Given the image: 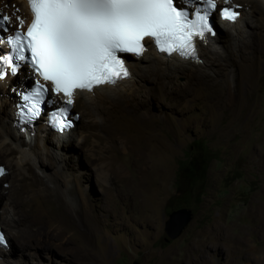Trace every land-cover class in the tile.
Returning <instances> with one entry per match:
<instances>
[{
    "label": "rangeland",
    "instance_id": "374dc122",
    "mask_svg": "<svg viewBox=\"0 0 264 264\" xmlns=\"http://www.w3.org/2000/svg\"><path fill=\"white\" fill-rule=\"evenodd\" d=\"M252 20L264 25L258 14ZM253 30L252 38L264 34L262 28ZM221 41L234 52H225L221 43L213 52L219 66L204 56L199 67L184 65L161 82L148 74L147 85L138 84L137 97L117 103L109 119L99 121L103 130H87L88 108L72 105L80 123L52 166L9 169L0 155L7 171L0 207L7 201L17 210L20 199L25 211L33 207L28 216L35 222L33 228L15 226L22 216L5 214L9 222L0 227L12 242L2 252L5 264H264V59L252 51V43L241 53L230 38L221 35ZM247 56H258L253 83L242 72ZM147 60L141 61L143 68ZM218 68L225 78L216 74ZM199 69L217 77L219 85L213 89L215 82L188 76ZM26 71L13 77L10 89L28 81ZM24 90L7 94L0 87V126ZM244 98L247 107L241 105ZM195 141L212 152L208 173L205 182L181 195L177 174L195 155ZM18 172L33 173L34 179L18 183ZM40 179L64 195L69 214L52 201L43 204L36 194ZM179 207L192 210L193 218L170 239L166 222ZM42 212L49 223L40 224Z\"/></svg>",
    "mask_w": 264,
    "mask_h": 264
},
{
    "label": "snow or ice",
    "instance_id": "6c2138e0",
    "mask_svg": "<svg viewBox=\"0 0 264 264\" xmlns=\"http://www.w3.org/2000/svg\"><path fill=\"white\" fill-rule=\"evenodd\" d=\"M32 19L17 17L20 30L8 37L12 54L0 56L11 66L13 73L19 64L13 60L31 63L35 71L52 90L67 97L72 105L78 91L92 92L96 87L115 84L130 75L122 53L142 55L145 39L155 41L161 52H178L196 56L195 38L204 39L205 33L215 35L209 17L218 8V0H184L192 5L178 6L177 0H27ZM225 4L229 0H224ZM239 6L220 8V15L236 21ZM10 23V17L0 18V31ZM49 92L45 84L37 82L33 92L23 99L31 102L28 111L39 116L41 105ZM61 130L72 127L68 120L69 108L59 109ZM65 121H67L65 123ZM6 170L0 166V176ZM8 243L0 232V245Z\"/></svg>",
    "mask_w": 264,
    "mask_h": 264
},
{
    "label": "bare ground",
    "instance_id": "6f19581e",
    "mask_svg": "<svg viewBox=\"0 0 264 264\" xmlns=\"http://www.w3.org/2000/svg\"><path fill=\"white\" fill-rule=\"evenodd\" d=\"M219 1H220V4H219L220 6L226 5L224 3V0H219ZM232 1L237 2V4L241 5L242 15H241L240 22L237 25H235L230 31H226L227 36L225 33V29L223 27L218 26L217 29L220 28L221 35H223L224 37L230 38V42L233 41L232 43L233 47L237 49L238 51H240L241 53L249 52L248 49L245 48L244 46L246 44L252 43L254 45V47L252 48V51L254 50V52L258 53L259 57L264 59V34H262L261 36H258V39H255V36L252 38V34H249V32H251L253 29L262 28V30L264 31L263 29L264 25H261V24L256 25L254 20L251 21V18L257 16V14L264 21V0H232ZM228 4H231V3H228ZM246 7H249V10H247ZM0 10H1L0 15H6L10 17V23L8 24H9V27L13 29L20 28V24H19L17 17L23 18L26 21L24 25L26 27L28 23H30L31 21L29 6L25 0H0ZM221 35L217 36L218 37L217 40L219 41L218 45L223 43V41H221ZM245 36H249V38H245ZM200 46H201L202 52H200L201 60L199 62H203V58L205 56L206 59L208 57L211 59V60H208L210 61V65L219 66V63H217V56L213 54V52H215L219 46H216V48L214 49L208 48L207 46H205L204 43H202ZM223 48L225 52H234L232 50L229 51V49L226 48V46H224V43H223ZM258 56H256V58ZM256 58L253 56H247L244 59L245 60L244 62H246V65L243 64L244 66L242 67V72H243V75H245V80L248 81L249 83L250 81L253 83V81H255V79L257 78V75H259L258 73L259 71H257L256 69V63L254 60ZM144 59H148L147 62L149 63L145 68H143V65L140 63ZM199 62L184 61V60L178 59L175 56L166 58L163 55L156 54L155 52H148L138 62L132 59L128 60V65L130 66V70H131V78L129 80L122 81L114 86H101L99 88H95L92 92L78 91L75 97V102L72 105L76 106L77 104L84 103L85 106L88 108L84 113V118L87 119L86 122L84 120L85 122L84 127L87 130L88 129L89 130L91 129L103 130L105 128L101 124H99V121L104 122V120L109 119L110 109L114 107V105H117V103L120 104V106L121 104L125 105V104L130 103L129 99L137 97L138 93L136 90L141 87L138 84L140 85L146 84L148 82L147 81L148 74L153 75L154 77H156L157 80H159L160 78L168 79L172 77L175 72L178 73L180 71L185 70L186 66L184 67V65L192 64L194 67L195 66L199 67ZM199 71L201 73H198ZM215 72L217 75L223 76V78L226 77L225 75L221 74L220 68L216 69ZM17 76H19V73ZM23 76L24 78H27L28 81H25L24 85L19 87L17 90L9 88V85L11 84L13 80V76L11 75H8L4 79L0 78V87L3 88V91L7 94H9L11 91L18 92L22 88L25 89L23 91L25 92L27 89L31 87L32 82L39 81V78L37 77V73L35 72L26 71L24 72ZM188 76L191 77L192 80L197 79L198 81H201L202 83L205 82L207 84H211L212 81L215 82L211 84V87H213V89L217 85H219V84H216V82H218L217 81L218 78L217 77L214 78L210 76V74L206 70H201V69L195 70L191 73H188ZM219 81H224V80L219 79ZM27 86L28 88H26ZM227 86L230 88V84H227ZM234 93L231 91L230 96H232V94ZM64 100L66 101L67 98H64ZM248 102L249 101L245 99L243 100L241 105L243 104V106L247 107ZM12 106L13 108H11V115L9 113L8 117L5 118L3 121V125L0 126V138H2L0 142V155H2L4 159L7 161L6 163H7L8 168L10 169L13 167H17L20 170L26 169L27 171L29 169L31 170L33 166L37 168L40 167L43 169V168H46L47 166H52L55 162H58L56 159H57V156L59 155V151L61 150V147H64L66 144H68L71 141V134L77 131L78 125L76 124L74 129L70 130L69 133H65L64 135H58V134L52 133L50 130L44 127L41 123H39L37 125V131L34 134V138H29V140H26L25 135L19 132V130L16 127V119L14 117L15 103H13ZM73 113L75 114V112ZM80 119L81 117L79 118L77 122L78 124L80 123ZM15 154L17 155V158L14 157ZM63 160L65 161V159ZM67 162L68 161L66 159V165H67ZM18 174H19L17 175L18 177L22 176V180L16 178L15 181L21 184L31 181L30 178L32 180L34 179L33 173L30 177L23 175L21 172H18ZM5 176H7V173L1 177L0 183L1 181H3ZM40 181H43V180L40 179ZM43 193H45V195H43ZM36 194L39 196V198H41V200H44L43 204H45V202L52 201L55 203L56 209L60 208L61 210H64L66 214H69L71 212V211L69 213L66 212V210H69L71 208L68 206L67 202L64 200L65 198L64 195L61 194L60 191H58L57 187L51 188L45 181H43V183L40 182L39 184H37ZM10 201L12 204L11 199ZM24 207L25 206L20 201V199H19V208L17 210H15L14 208H11L9 204L7 203V201H5L3 206L0 207V210L2 211L0 215V225L3 224L5 221L9 222V219L7 218L5 214L8 212H12V214H14V217L15 216L17 217L18 214L22 216V220L18 219L15 222H14V219L12 220L15 226L23 225L24 227H27V228L28 227L33 228L35 226V222H33V218L31 219V217L28 216V214L32 212L33 207H29L31 208V210H26V211L23 209ZM38 217L41 220L40 224L49 223L51 221L50 219H47L46 217H44L43 212L41 214H38ZM54 221L56 223H59L60 221L59 217L54 219ZM7 237L8 239H10L9 235H7ZM9 241L11 242V240ZM0 252H1L0 253V264H5L7 262L6 261L7 259L5 258L6 257L5 253H2L5 251L1 250Z\"/></svg>",
    "mask_w": 264,
    "mask_h": 264
},
{
    "label": "trees",
    "instance_id": "16d2710c",
    "mask_svg": "<svg viewBox=\"0 0 264 264\" xmlns=\"http://www.w3.org/2000/svg\"><path fill=\"white\" fill-rule=\"evenodd\" d=\"M195 155L189 159V162L179 169L177 174V183L179 194L186 195L192 190V187L199 180L203 183L204 175L208 173L209 156L212 152L202 145V143L194 142L192 151ZM191 151V152H192ZM179 207L178 209H180Z\"/></svg>",
    "mask_w": 264,
    "mask_h": 264
},
{
    "label": "water",
    "instance_id": "95a60500",
    "mask_svg": "<svg viewBox=\"0 0 264 264\" xmlns=\"http://www.w3.org/2000/svg\"><path fill=\"white\" fill-rule=\"evenodd\" d=\"M78 125V123H76ZM193 218V212L187 208H180L174 210L170 216L168 221L166 222L165 230L170 239H175L179 237L183 230L188 226ZM10 244H12L10 242ZM133 264H139L138 262H134Z\"/></svg>",
    "mask_w": 264,
    "mask_h": 264
},
{
    "label": "clouds",
    "instance_id": "9594fccd",
    "mask_svg": "<svg viewBox=\"0 0 264 264\" xmlns=\"http://www.w3.org/2000/svg\"><path fill=\"white\" fill-rule=\"evenodd\" d=\"M234 4H236V3H234ZM237 5H239V4H237ZM241 6V5H240ZM213 24L215 25V28L217 29V27L218 26H220V25H218V23L215 21V22H213ZM219 30H218V35H221V31H220V28H218ZM225 29V33H226V31H230V28H224ZM217 35V36H218ZM218 38V37H217ZM219 44V41H218V43H217V45ZM205 46H207V45H205ZM219 46V45H218ZM208 47V46H207ZM209 48V47H208ZM216 48V47H215ZM1 165V164H0ZM1 228V227H0ZM1 230L6 234V232L1 228ZM7 235V234H6ZM8 238V237H7ZM9 244H10V241H9Z\"/></svg>",
    "mask_w": 264,
    "mask_h": 264
},
{
    "label": "flooded vegetation",
    "instance_id": "af4514ba",
    "mask_svg": "<svg viewBox=\"0 0 264 264\" xmlns=\"http://www.w3.org/2000/svg\"><path fill=\"white\" fill-rule=\"evenodd\" d=\"M229 3H236L237 4V2H233L232 0H229Z\"/></svg>",
    "mask_w": 264,
    "mask_h": 264
}]
</instances>
